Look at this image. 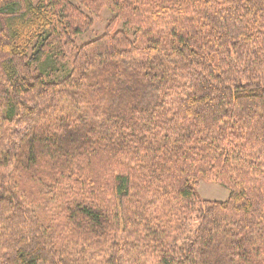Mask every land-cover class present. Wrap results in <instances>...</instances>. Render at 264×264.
I'll use <instances>...</instances> for the list:
<instances>
[{"label":"trees","instance_id":"trees-1","mask_svg":"<svg viewBox=\"0 0 264 264\" xmlns=\"http://www.w3.org/2000/svg\"><path fill=\"white\" fill-rule=\"evenodd\" d=\"M0 264H264V0H0Z\"/></svg>","mask_w":264,"mask_h":264},{"label":"rangeland","instance_id":"rangeland-1","mask_svg":"<svg viewBox=\"0 0 264 264\" xmlns=\"http://www.w3.org/2000/svg\"><path fill=\"white\" fill-rule=\"evenodd\" d=\"M90 14V13H89ZM90 19L92 21V26L90 28V31L80 35L77 40L78 43L80 42H86L94 37H97L98 35H101L102 32L105 31V27L107 26L108 22L111 19V15L106 10H101L98 15H92L90 14ZM121 28V27H119ZM197 191L199 194V197L205 200L210 201H226L227 199V191H225L221 186L217 185L216 183H207L204 181H198L196 184ZM197 228V222L192 221L188 231L186 238L190 239L192 238L193 231Z\"/></svg>","mask_w":264,"mask_h":264}]
</instances>
